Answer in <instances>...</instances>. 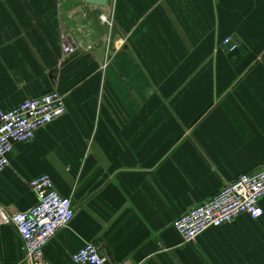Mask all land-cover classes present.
I'll use <instances>...</instances> for the list:
<instances>
[{
  "label": "crops",
  "instance_id": "1",
  "mask_svg": "<svg viewBox=\"0 0 264 264\" xmlns=\"http://www.w3.org/2000/svg\"><path fill=\"white\" fill-rule=\"evenodd\" d=\"M81 1L0 0V108L52 90L67 108L13 145L0 204L32 207L29 181L44 174L70 198L50 264H73L87 242L104 264H264V199L259 219L190 243L172 227L264 162V0ZM101 17L119 32L113 52ZM0 264H24L11 225H0Z\"/></svg>",
  "mask_w": 264,
  "mask_h": 264
},
{
  "label": "built area",
  "instance_id": "2",
  "mask_svg": "<svg viewBox=\"0 0 264 264\" xmlns=\"http://www.w3.org/2000/svg\"><path fill=\"white\" fill-rule=\"evenodd\" d=\"M110 26V21L101 17ZM229 52L236 49L230 37L222 41ZM64 56L76 48L67 35L60 38ZM64 95L52 90L27 98L11 109L0 108V174L8 166L9 155L15 143L32 140L38 129L66 114ZM35 204L22 212H10L0 204V225H11L20 239L24 264H50L44 249L57 233L68 227L74 218L71 200L60 195L51 180L44 174L29 181ZM264 199V162L259 171L242 173L224 184L205 202L192 207L176 218L172 227L182 242L190 243L206 229L217 228L232 222L239 215L257 220L263 215L260 202ZM73 264H104L98 247L87 242L71 255Z\"/></svg>",
  "mask_w": 264,
  "mask_h": 264
},
{
  "label": "water",
  "instance_id": "3",
  "mask_svg": "<svg viewBox=\"0 0 264 264\" xmlns=\"http://www.w3.org/2000/svg\"><path fill=\"white\" fill-rule=\"evenodd\" d=\"M81 2L84 5H91V6L100 7V8H103L107 5V0H82ZM79 10L80 8L75 11H79ZM118 36H119L118 30L116 29V27L112 25L110 28L109 35H108V42H107L108 51L110 52L114 51V40ZM99 254L102 257V253H99Z\"/></svg>",
  "mask_w": 264,
  "mask_h": 264
},
{
  "label": "rangeland",
  "instance_id": "4",
  "mask_svg": "<svg viewBox=\"0 0 264 264\" xmlns=\"http://www.w3.org/2000/svg\"><path fill=\"white\" fill-rule=\"evenodd\" d=\"M109 21V19H107ZM105 22V21H104ZM106 23V22H105ZM107 24V23H106ZM111 25H113V23L110 21V28H111ZM66 35V34H65Z\"/></svg>",
  "mask_w": 264,
  "mask_h": 264
}]
</instances>
